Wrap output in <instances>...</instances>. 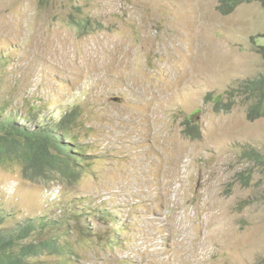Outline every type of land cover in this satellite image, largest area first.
I'll use <instances>...</instances> for the list:
<instances>
[{
    "label": "rangeland",
    "instance_id": "rangeland-1",
    "mask_svg": "<svg viewBox=\"0 0 264 264\" xmlns=\"http://www.w3.org/2000/svg\"><path fill=\"white\" fill-rule=\"evenodd\" d=\"M222 1L0 0V122L77 107L85 158L76 183L0 166V232L59 234L48 263L264 264V116L243 96L264 75V7Z\"/></svg>",
    "mask_w": 264,
    "mask_h": 264
},
{
    "label": "trees",
    "instance_id": "trees-1",
    "mask_svg": "<svg viewBox=\"0 0 264 264\" xmlns=\"http://www.w3.org/2000/svg\"><path fill=\"white\" fill-rule=\"evenodd\" d=\"M264 7V0H255ZM243 0H223L219 6L222 13L232 12ZM89 18L75 20L83 30L88 27ZM264 56L263 50L260 52ZM243 96L247 105V118L254 121L264 116V75L246 82ZM210 97V94L207 95ZM206 97V99H208ZM217 105L227 107L234 106V102L223 104L222 99H212ZM79 110L74 107L67 111L52 126L45 125L38 128L22 126L11 121L0 122V166L10 167L18 164L23 172L33 179L46 178L47 181L60 179L61 181L76 183L84 168L83 148L72 141L70 131L77 122ZM185 130L188 136L198 138L200 125L196 121L195 113L184 119ZM75 142V144H74ZM4 216L0 215V223ZM37 227L28 222L21 227L16 235L0 232V264H58L48 263L40 259L41 256L60 253L59 234L45 232L35 235ZM66 232V231H65ZM116 235V230L113 232ZM111 238L110 247L121 243V239L115 242ZM88 240V237H85ZM108 241V238L106 239ZM105 240V241H106ZM99 243H104L101 240Z\"/></svg>",
    "mask_w": 264,
    "mask_h": 264
}]
</instances>
